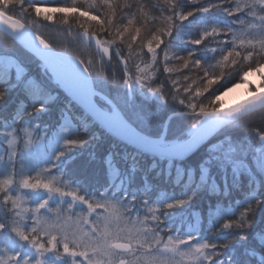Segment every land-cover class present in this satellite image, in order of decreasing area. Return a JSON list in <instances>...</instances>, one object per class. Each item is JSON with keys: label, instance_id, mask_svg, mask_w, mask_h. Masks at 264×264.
<instances>
[{"label": "snow or ice", "instance_id": "1", "mask_svg": "<svg viewBox=\"0 0 264 264\" xmlns=\"http://www.w3.org/2000/svg\"><path fill=\"white\" fill-rule=\"evenodd\" d=\"M47 2L51 0H0V25L41 58L53 72L57 91L68 94V104L62 108L65 122L58 130L49 133L38 123L31 124L51 110L59 94L54 97L48 85L28 76L10 56H0V238L7 241L0 242V264H264V214L259 228L255 218L264 208V128H251L254 140L234 139L228 131L250 127L246 118L264 110V90L253 91L250 98L227 110L216 107L220 89L250 83L247 77L252 71L264 74V63L257 59L264 58V0H163L166 7L152 6L159 11L162 26L150 30L147 37L135 26V12L127 23L117 19L118 0H99L107 9L103 14L97 0H83L82 5L72 0L48 10L61 13L64 24L74 18L77 34L87 44L95 42L101 62L114 55L124 64V74L114 85L124 89V106L103 91L113 88L107 76L101 79L97 72L93 77L92 59L62 56L48 39L31 30L38 24L36 18L53 20L39 6ZM123 7L132 5L125 0ZM146 7L140 5L139 14L154 19ZM193 26L195 34L190 31ZM100 33L107 38H99ZM138 40L141 43L134 48ZM122 44L127 46V57ZM144 48L151 62L142 60L143 67L136 64L132 73L129 59ZM158 49L171 83L167 91L168 81L156 76L161 63ZM172 61L180 63L170 67ZM184 69L202 75L186 86L179 77L171 79ZM189 79L183 75L184 82ZM193 85H197L194 91ZM17 90L23 99L12 98ZM130 96L140 103L129 107ZM153 102L161 111L170 103L180 107L157 121ZM174 118L191 121L187 137L170 132L169 121ZM217 129L224 132V139L218 144L206 142ZM97 133L123 140L133 152L119 160L118 153L110 152L103 189L89 193L75 177H68L67 170L79 151L98 139ZM41 147L45 148L43 167L32 175L37 166L34 153ZM249 153L254 166L246 162ZM139 157L151 160L147 169ZM156 169L159 178L181 188L179 195L152 198L146 175ZM138 173L144 181L139 186ZM233 192L245 194L243 202L238 201V214L222 217L219 226L210 220L206 229L210 235L204 234L202 215L190 231L177 229L173 235L169 221L188 212L198 196L207 195L210 201L215 197L209 210L219 213L222 201ZM234 245L244 248L241 256Z\"/></svg>", "mask_w": 264, "mask_h": 264}, {"label": "trees", "instance_id": "2", "mask_svg": "<svg viewBox=\"0 0 264 264\" xmlns=\"http://www.w3.org/2000/svg\"><path fill=\"white\" fill-rule=\"evenodd\" d=\"M72 0H61V2H57V0H51V2L41 3L39 6L45 10L44 14H51L53 15L52 21H46L43 19V16L36 18L38 19V24L33 26L32 29L42 37L48 39L52 46L76 54L81 59L93 60V66L91 71L93 72V77H96V73H101V79L104 76L108 77V84L113 85L112 90L108 87H105L103 91L105 93L110 92L109 97L121 106H124L125 98H124V89L123 87L119 89H115L114 85L116 82H119L124 74V64L119 62V60L113 55L111 61L108 60L107 57H104L103 62L100 60V56L98 51L95 47V43L87 44L84 42L80 36L77 34L79 31V25L76 23L74 18H70L69 24H64L60 19L61 13L52 11L49 12L50 9H56L58 7H64L67 4H70ZM125 0H118V3L121 6V9L118 10V20H121L122 23H127V19L132 12L136 13V27H140L142 29L141 36L147 37L150 30H154L157 27H161L162 23L160 22V13L157 10H152L153 5L166 7L163 4V0H127V2L132 5L131 8L123 7ZM77 3L82 5L83 0H77ZM140 5H146V11H149L151 17L154 19H146L142 17L138 12V7ZM188 5L185 4V7ZM47 7L49 9H44ZM97 8L100 14L107 12V9L103 6L99 5V0H97ZM95 14V11L94 13ZM127 14V15H126ZM167 14V13H165ZM199 14H197V17ZM35 18V14L33 13L32 17L29 19ZM103 18V16H102ZM191 19V18H190ZM231 19V18H228ZM71 26V28H70ZM190 31L195 34L196 28L193 26ZM113 34L114 30H113ZM99 38H107L106 33H100ZM119 43V41H118ZM139 43L141 41H137V44L133 45L134 48H138ZM215 46V45H213ZM125 57L128 56V49L126 44L120 45ZM159 59L161 63L157 66L159 67V72L156 73V76L159 77L160 80H167L166 91L171 88V83L169 80V74L163 72V52L159 49ZM8 55L15 61H18L22 67L26 69V74L30 77L36 78L42 82H44L50 89H52V95L55 97L59 94V99L56 100L54 103L51 104V110L47 113L41 114L38 118L31 120V124H39L40 128H44L47 132L51 133L56 130L60 124L65 122V119H62V108L64 105L68 104V100L65 99V96L68 94L64 92L63 89H59L57 91V85L55 83V79L53 73L48 68L46 69L43 61H41L37 56L29 52L28 50L24 49L21 45H19L14 39L10 36L5 34L4 32L0 31V56ZM211 56L212 54L209 53ZM218 55V54H217ZM262 63H264V58L258 57ZM142 60H146L151 62V55L147 53V49H143V53L139 55H134L132 58L129 59V70L132 73L136 72V64H140L143 67ZM213 63L215 61H212ZM179 61H172L169 65L170 67L176 64H179ZM183 75H189L191 79L187 82L183 81ZM202 75V73H197L196 70L189 71L187 69L182 70V74L176 73L171 75V79L180 78L181 84L186 86L187 83H191L192 79L198 80V76ZM15 73L13 72V77ZM238 80V77H236ZM236 80L233 82L236 83ZM199 83V81H198ZM264 85V83H263ZM232 86L231 84L228 85ZM197 85H193V91ZM217 87V85H214ZM253 90V86L251 87ZM223 89H220V92ZM211 91V90H210ZM220 92H217L218 95ZM207 95V94H206ZM13 99H23V96L20 94L19 90L12 93ZM70 98V97H69ZM129 99V107L132 103L139 104L140 100L134 96H131ZM207 101H205L206 103ZM222 104L219 101H216V107H220ZM180 106L178 104H171L167 110L161 111L159 110L155 103H152L151 111L153 119L159 121L165 117H168L172 114V109H178ZM187 111V110H185ZM7 114V113H5ZM68 115L67 112L63 113V116L66 118ZM247 122L249 123L250 127L248 129H228L230 134L234 139H252L255 138L251 135V128H264V110L257 111L253 113L251 116L246 118ZM139 123V122H138ZM191 121L188 119L177 120L173 119L169 121V128L170 132L174 135H181L183 134L187 137L188 129L190 127ZM98 139L92 140L89 145L84 147L79 151L75 160L69 165L67 170L68 177H75L83 186L87 189L89 193L94 192L97 189H103V186L106 183V165H105V158L108 154L111 153H118L116 159L119 160L122 156L128 155L129 158L132 155V148L130 145L126 144L123 140L119 138L110 136L109 134H105L104 136H100L97 133ZM215 138V139H214ZM224 139V132L221 130L214 135L209 141L213 143H220ZM115 143V147H112V144ZM140 165L142 168L147 169L151 160L147 157H139ZM130 162V161H129ZM247 164L249 166H254V156L252 153L248 154ZM17 166V180L20 178V173L18 172ZM159 169H156L153 172H149L146 175V180L149 186H151L152 191L150 195L152 198H156L158 195L161 194H176L179 195L181 192V188L174 186V181L169 182L167 178L164 179L159 178L156 175ZM25 173H27L25 171ZM245 183L247 182V178H243ZM144 181L141 180V175L138 173L136 178V185L139 186L143 184ZM245 198V194L242 192H233L231 197H227L222 201V208L219 213L212 212L209 210V203L212 204L216 203V198L213 197L211 201L207 195L198 196L193 202L191 208L181 217H173L171 221H169L173 233H176L177 229L182 231H187L188 226L193 224V221L196 217L201 215L203 216V228L205 229L204 234L210 235L206 231L209 227V221L215 220L217 222L216 226H219V223L223 222L222 217L226 218L228 215H231L233 212L238 214V201L243 202ZM264 214V208L258 209L256 213V220H257V228H259L261 216ZM252 243H255L253 241ZM236 247V254L237 256H241L244 253V248L242 246L234 245Z\"/></svg>", "mask_w": 264, "mask_h": 264}, {"label": "rangeland", "instance_id": "3", "mask_svg": "<svg viewBox=\"0 0 264 264\" xmlns=\"http://www.w3.org/2000/svg\"><path fill=\"white\" fill-rule=\"evenodd\" d=\"M44 9H49L47 7H44ZM94 42V41H93ZM95 43V42H94ZM18 62V61H17ZM19 63V62H18ZM253 75H257L259 76V80L257 82H253L252 80L249 79L250 76H253ZM247 80L250 82V83H244V88H243V91L241 92V95L240 96H230V97H226V96H222L220 93L223 92L224 90H222L218 95H220V99L218 100L221 104H228L230 102H233L235 100H238L240 97L242 96H245L246 94H248L249 92L253 91V89L251 88L253 86L254 90H257V89H260V88H263L264 85V74H262L261 72H256V71H252L249 73L248 77H247ZM236 84H241V83H236ZM233 86H229V88H231ZM59 128V127H58ZM58 128L56 130H58ZM43 130H45L44 128H42ZM46 131V130H45ZM6 147V145H5ZM3 149L0 148V151H2ZM45 152V148L44 147H41L39 149V152L37 153H34V162L36 163V167H34V169L32 170V175H36V173L40 170V168L43 167V164L40 163V159L43 155V153ZM19 167V165H17ZM26 172H28V169L26 168L25 169ZM18 172H19V168H18ZM62 173L61 172H57L56 175L59 176L61 175ZM75 186V185H74ZM53 207H55V205H53ZM77 211H79L77 209ZM198 217V215L196 214V217L193 221V224L196 222V218ZM70 226H74V224H70ZM85 227H87L85 225ZM188 230L187 231H190L191 230V225L188 226L187 228ZM176 233H173V235H175ZM166 238V237H165ZM0 242H3V243H7L6 240H4L3 238H0ZM79 259V258H78Z\"/></svg>", "mask_w": 264, "mask_h": 264}, {"label": "water", "instance_id": "4", "mask_svg": "<svg viewBox=\"0 0 264 264\" xmlns=\"http://www.w3.org/2000/svg\"><path fill=\"white\" fill-rule=\"evenodd\" d=\"M0 30L1 31H3L4 33H6L8 36H10L12 39H14L19 45H21L24 49H26V50H28L29 52H31L32 54H34L35 56H37L40 60H41V58L38 56V55H36L35 54V52L30 48V47H28V46H26L25 45V43H24V41L23 40H21V39H18V38H16L14 35H13V33L11 32V30L10 29H7L5 26H3V25H0ZM34 32V31H33ZM35 33V32H34ZM39 42L37 41V44H38ZM53 48H54V50L57 52V53H59L60 55H62V56H66V57H72V58H75V57H78L77 55H75V54H73V53H70V52H66V51H63V50H60V49H58V48H55L54 46H53ZM80 58V57H79ZM42 61V60H41ZM44 63V62H43ZM50 69V68H49ZM51 70V69H50ZM51 72H52V70H51ZM53 73V72H52ZM262 90H264V87L263 88H260V89H257V90H255L256 92H259V91H262ZM97 91H99V90H97ZM253 93V91L252 92H249L248 94H246L243 98H240V99H238V100H235V101H233V102H230V103H228V104H223V105H221L220 107H218V108H222V109H224V110H227V109H229V108H232V107H234V106H236L237 104H239V103H241V102H243L244 100H246V99H248V98H250V95ZM108 99H110L109 97H108ZM220 131V129H217V130H214L213 132H211L207 137H206V142L207 141H209L216 133H218Z\"/></svg>", "mask_w": 264, "mask_h": 264}, {"label": "bare ground", "instance_id": "5", "mask_svg": "<svg viewBox=\"0 0 264 264\" xmlns=\"http://www.w3.org/2000/svg\"><path fill=\"white\" fill-rule=\"evenodd\" d=\"M32 31H34L33 29H31ZM1 31V30H0ZM3 32V31H2ZM35 32V31H34ZM36 33V32H35ZM6 34V33H5ZM56 48V47H55ZM61 50V49H60ZM259 76L257 75H253V76H250L249 79L252 80L253 82H257L259 80ZM244 83H241V84H236L235 87H231L229 91H223L222 93V96H226V97H230V96H240L241 95V92L243 91V88H244ZM255 91V90H253ZM252 92V91H251ZM109 97V96H108ZM131 97V96H130ZM244 96L240 97V98H243ZM110 98V97H109ZM239 98V99H240ZM111 99V98H110ZM112 100V99H111ZM172 116V114L170 115ZM121 140V139H120Z\"/></svg>", "mask_w": 264, "mask_h": 264}]
</instances>
